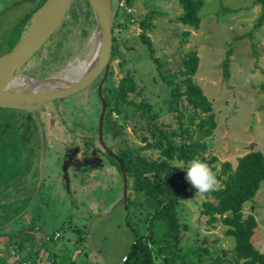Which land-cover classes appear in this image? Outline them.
<instances>
[{
    "label": "rangeland",
    "instance_id": "rangeland-1",
    "mask_svg": "<svg viewBox=\"0 0 264 264\" xmlns=\"http://www.w3.org/2000/svg\"><path fill=\"white\" fill-rule=\"evenodd\" d=\"M41 1L0 0V56L20 41V32L28 28L26 16L33 14ZM202 2L199 28L194 30L179 22L184 14L179 0H119L117 4L111 0L112 10L117 8L113 31L116 55L111 61V74L108 72L106 77L107 86L103 84L102 89L105 86L109 105L118 102L119 112L113 106L106 108L102 140L112 152L135 148L147 161L157 162L162 159L159 150L145 149L146 144L158 142L157 138L160 144L171 143L175 147L190 143L188 134L192 133L194 138L195 124L204 115L196 117L186 97L174 94L173 89L186 91V76L181 72L186 54L195 52L199 63L191 80L211 103L216 123L212 135L204 139L207 149L199 159L207 164L216 158L215 170L207 164L216 173L225 162L234 168L237 159L249 152L258 151L264 156V9L250 0ZM72 4L69 31H63L61 23L42 50L23 66L24 74L44 78L85 57V46L95 29L94 13L87 0H73ZM187 32L189 35L185 36ZM142 34L148 37L151 48L143 42ZM125 78L133 84L132 90L118 101L116 92ZM98 86L99 82H93L74 96L47 103L38 110L37 118L33 116L40 140L29 138V132L24 135L25 164L9 179L10 200L5 197L4 184H0V234L6 232L0 239V264L13 260L10 250L14 246L21 251L18 243L28 251L26 254L36 251L32 244L23 243L20 235L15 237L27 225L37 237H50L48 241L40 237L37 251L43 247L53 252L51 236L58 228L65 237L76 235L80 245V231L85 259L104 264L101 253L87 244L84 237L89 219L102 213V208L109 214L119 209L107 222L99 223L97 231L105 236L104 243L125 232L133 245V230L138 240L148 241L155 213L147 210L145 199L133 191L131 183L126 201L119 203L122 176L109 156L98 151L102 150L100 144H95L101 112ZM94 160H99L102 168L98 169L100 165L94 164ZM173 163L184 167L180 162ZM190 190L191 197L177 203L184 226L181 247L189 253L201 248L198 256L192 258L195 264H212L218 258L230 257L234 240L225 236L226 228L218 223L208 224L202 214L203 203L211 197L196 192L191 185ZM242 213L243 218L254 217L257 227L251 243L264 255V183L254 199L243 206ZM25 241H33V236ZM121 244L115 261H119L120 252L130 242ZM19 254L23 256L22 252ZM25 257L30 264L32 256ZM125 258L124 255L120 264Z\"/></svg>",
    "mask_w": 264,
    "mask_h": 264
},
{
    "label": "trees",
    "instance_id": "trees-1",
    "mask_svg": "<svg viewBox=\"0 0 264 264\" xmlns=\"http://www.w3.org/2000/svg\"><path fill=\"white\" fill-rule=\"evenodd\" d=\"M44 1L42 0L38 4L36 10ZM115 1L117 4L119 0ZM250 1L264 9V0ZM179 3L184 12L179 22L184 26L197 30L200 24L199 11L203 7L202 0H179ZM72 5V3L69 5L61 21L63 31H69L68 27H70L73 12ZM116 10L117 8L113 11L114 19ZM31 13L25 18L27 26ZM263 19H260V21ZM113 27L115 28V24ZM141 27L145 26L142 24ZM20 34L23 35L24 32H20ZM184 35H189V32L184 33ZM141 36L143 42L151 48L148 37L144 34ZM115 55L116 47L113 40L111 61ZM198 63L199 59L195 52L186 54L184 69L181 72L182 75L186 76L184 81L186 91L183 93L178 92V87L173 89L174 94L186 97L196 117L204 115L195 124L194 138L192 133L188 134V139L191 140L190 143L175 147L171 143L160 144L157 138L158 142L155 139L156 143L146 144L145 149L159 150L162 159L157 162L147 161L140 155V151L135 148L128 150L123 148L112 152L123 165L127 183H131L134 192L143 196L144 202L147 204H144L147 210H151L150 213H155L153 220L150 222V235L147 242L138 240L134 230L132 231L136 240L122 264H195L192 258L198 256L201 251L200 248L189 253L181 247L184 226L178 215L177 203L181 199L191 197L192 194L190 185L184 178V171L173 163L175 161L180 162L186 167L189 160L201 157V154H204L207 149L204 139L210 137L216 127L211 103L204 96L202 89L193 84L191 80L197 72ZM223 68L224 70L227 68V61H225ZM109 74L111 73L109 72ZM101 76L95 82H100ZM107 82L108 78L104 83L105 86H107ZM105 86L104 90L102 89V96L106 108L113 106V109L119 112L117 101L109 105L110 97L105 92ZM132 86L131 81L126 78L123 79L116 92L118 101L125 99L127 93L132 90ZM97 102L100 106L98 99ZM190 123H193L192 119ZM27 132H29V138L33 137L39 142L40 132L32 113L0 108V184H4V194L8 200L12 198V192L8 191L9 179L25 164L24 156L27 149L24 148L23 138ZM152 136L154 137V134ZM28 145L32 146V143L28 141ZM98 151L103 152L101 149H98ZM104 155H106L105 152ZM107 158L116 165L117 171L121 174L117 162L112 158ZM215 163H217L216 158H211L207 162L213 170H215L213 166ZM214 174L220 186L215 190L203 193L211 199L203 203L202 214L207 218L208 224L213 226L218 223L226 228L225 236L234 240V250L230 257L218 258L212 264H264V255L254 249L251 243L257 223L253 216L249 215L243 218L242 213L243 206L254 199L264 183L263 154L258 151L249 152L237 159V165L234 168L229 162L222 163L220 170ZM33 230L32 227L27 225V227L25 226L16 232L15 237L17 239V236L20 235L18 237L21 238L23 243H26L25 240L30 238ZM5 236L6 232L3 231L0 234V239ZM78 239L81 243L84 241L83 234L80 231L78 232ZM15 241L13 242L16 244ZM17 246L21 251L25 248L19 243ZM204 253L203 250L201 255ZM2 264L7 263L4 260Z\"/></svg>",
    "mask_w": 264,
    "mask_h": 264
},
{
    "label": "water",
    "instance_id": "water-1",
    "mask_svg": "<svg viewBox=\"0 0 264 264\" xmlns=\"http://www.w3.org/2000/svg\"><path fill=\"white\" fill-rule=\"evenodd\" d=\"M72 1L45 0L30 16L28 28L17 45L8 53L0 56V108L30 112L37 118V112L43 105L69 98L84 91L102 75L97 90L101 106L98 123V142L109 158L114 159L119 166L123 181L120 204H123L127 198L128 187L124 168L121 161L112 154L102 140V120L106 110V104L102 96V87L111 66L113 47L114 17L111 0H87L92 7L95 18V29L92 33L93 58L85 72L77 77L74 82L56 87H38L36 83H44L49 78L33 79L25 76L22 72L23 66L35 56L57 30ZM18 76L25 77L32 84H12L11 80L16 79ZM43 152L41 149L39 166L41 172L44 167ZM108 215L109 213L102 212L89 219L84 236L87 244L90 245L88 235L92 223ZM94 250L100 254L96 249ZM102 259L104 264H106L103 256Z\"/></svg>",
    "mask_w": 264,
    "mask_h": 264
},
{
    "label": "crops",
    "instance_id": "crops-1",
    "mask_svg": "<svg viewBox=\"0 0 264 264\" xmlns=\"http://www.w3.org/2000/svg\"><path fill=\"white\" fill-rule=\"evenodd\" d=\"M117 209L118 207L115 209L116 211H114L113 214H109L108 216L104 217V219L99 218L95 220L91 225L89 235H88L89 243L93 246L94 249H96L97 251L101 253V255L104 257L106 264H120L122 257L124 255L125 256L128 255L131 249V245H132L131 239L127 238V235H126L127 233L125 232L120 233V234L118 233V236L116 237L111 236L110 239H108V244H106L107 242L106 243L103 242V239H105V236L102 235L103 233L100 234V232L97 231V230H100L101 225L99 223H102L103 221L107 222L108 218H111L114 214H116ZM102 212L104 213V208H102ZM115 225L118 227L117 223H115ZM121 229H124V227H121ZM62 233L63 232L59 228L54 230V233L51 236L52 243H53V244L51 243L52 244L51 246L53 247L52 249L53 252L50 253L47 248L45 249L43 247H41L40 251H37L38 246L41 245L39 241H41L42 239H40V237L41 236L45 237V235L42 234L40 235V237L39 235L37 237L35 230H33V233L30 234V236H33V241H30L28 243L26 242V243L32 244V249L36 247V251L34 253L31 252L30 254L29 253L26 254L27 250L19 251V253L22 252L23 256H20L19 254L20 256L19 259H15L12 257L13 260H10V262H8L7 264H28L29 262L27 260V257H25L27 255L32 256L33 260H29L30 264H99V263H96V261H94L93 258L91 259L87 258V260L85 259V256L87 253H85V250L81 246V244L80 245L78 244L79 242H77L76 240V235L65 237L63 236ZM56 235L58 236V238L54 240V237ZM46 236L47 237L45 238H50L48 235ZM36 238L39 239L38 240L39 243H37ZM127 240H129L130 245L126 246V249H124L125 251L123 250L120 252L119 261L118 260L115 261L113 259L115 257V253H117L120 245H122L121 243L123 241L124 243H126ZM113 247L116 249H114ZM3 252L4 254H6V250H3Z\"/></svg>",
    "mask_w": 264,
    "mask_h": 264
},
{
    "label": "bare ground",
    "instance_id": "bare-ground-1",
    "mask_svg": "<svg viewBox=\"0 0 264 264\" xmlns=\"http://www.w3.org/2000/svg\"><path fill=\"white\" fill-rule=\"evenodd\" d=\"M77 2V1H76ZM78 3V2H77ZM76 5V4H75ZM90 12V11H89ZM86 53L85 57L81 60L76 62L74 65H70L63 70H60L58 72H55L47 77L44 78H49L44 83H36V86L38 87H53V86H63L65 84H71L74 82L77 77L82 75L85 70L88 68L91 59L93 58V34H91L86 46ZM27 77L33 78V79H43V78H34L29 75L24 74ZM11 83L16 85V84H22V85H30L32 82L25 77H20L18 76L16 79L11 80Z\"/></svg>",
    "mask_w": 264,
    "mask_h": 264
},
{
    "label": "clouds",
    "instance_id": "clouds-1",
    "mask_svg": "<svg viewBox=\"0 0 264 264\" xmlns=\"http://www.w3.org/2000/svg\"><path fill=\"white\" fill-rule=\"evenodd\" d=\"M180 169L185 173V180L196 192L203 194L220 186L213 171L199 158L189 160L186 167Z\"/></svg>",
    "mask_w": 264,
    "mask_h": 264
},
{
    "label": "built area",
    "instance_id": "built-area-1",
    "mask_svg": "<svg viewBox=\"0 0 264 264\" xmlns=\"http://www.w3.org/2000/svg\"><path fill=\"white\" fill-rule=\"evenodd\" d=\"M57 238V235L54 237V240ZM49 240V238H45L44 239V241H48ZM10 254H11V256L13 257V258H15V259H19V251H18V249H17V247L16 246H14L13 248H11V250H10ZM125 260V259H124Z\"/></svg>",
    "mask_w": 264,
    "mask_h": 264
},
{
    "label": "flooded vegetation",
    "instance_id": "flooded-vegetation-1",
    "mask_svg": "<svg viewBox=\"0 0 264 264\" xmlns=\"http://www.w3.org/2000/svg\"><path fill=\"white\" fill-rule=\"evenodd\" d=\"M97 99H98V98H97ZM98 101H99V99H98ZM102 125H103V124H102ZM102 131H103V126H102ZM96 143L99 144V142H98V134H97V140H96L95 144H96ZM95 147H96V145H95ZM106 147H107V146H106ZM96 148H97V147H96ZM101 148H102V147H101ZM108 149H109V148H108ZM102 150H103V149H102ZM109 150H110V149H109ZM110 151H111V150H110ZM103 152H105V151L103 150ZM111 152H112V151H111ZM101 155H102V154H101ZM102 156H103V155H102ZM98 162H99V163H98ZM93 163H94V164H98V165H100V166H97L98 169H99V168H102L101 166H102L103 164L101 165L99 160H96V161L94 160ZM122 182H123V181H122ZM119 203H121V199H120ZM118 205H119V204H118Z\"/></svg>",
    "mask_w": 264,
    "mask_h": 264
}]
</instances>
